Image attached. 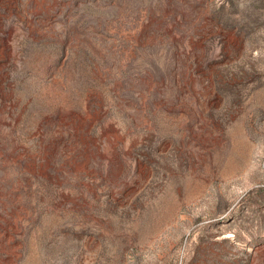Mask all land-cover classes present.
<instances>
[{
	"label": "rangeland",
	"instance_id": "rangeland-1",
	"mask_svg": "<svg viewBox=\"0 0 264 264\" xmlns=\"http://www.w3.org/2000/svg\"><path fill=\"white\" fill-rule=\"evenodd\" d=\"M0 264H264V0H0Z\"/></svg>",
	"mask_w": 264,
	"mask_h": 264
}]
</instances>
